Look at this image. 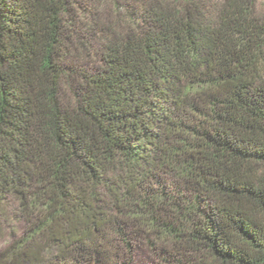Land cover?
<instances>
[{
  "label": "trees",
  "instance_id": "obj_1",
  "mask_svg": "<svg viewBox=\"0 0 264 264\" xmlns=\"http://www.w3.org/2000/svg\"><path fill=\"white\" fill-rule=\"evenodd\" d=\"M0 264H264L254 0H0Z\"/></svg>",
  "mask_w": 264,
  "mask_h": 264
},
{
  "label": "rangeland",
  "instance_id": "obj_2",
  "mask_svg": "<svg viewBox=\"0 0 264 264\" xmlns=\"http://www.w3.org/2000/svg\"><path fill=\"white\" fill-rule=\"evenodd\" d=\"M211 1V0H209ZM255 2V11L258 14V16L264 20V0H254ZM4 230V235L1 237L0 235V250L4 247V237H8L9 231L12 229L14 230L18 235L21 236L23 232L25 231V224L24 222H14L12 225L7 227L6 225L2 228ZM151 254L145 251H140L136 254V261L137 264H147L151 262L152 260ZM151 260V261H150Z\"/></svg>",
  "mask_w": 264,
  "mask_h": 264
}]
</instances>
